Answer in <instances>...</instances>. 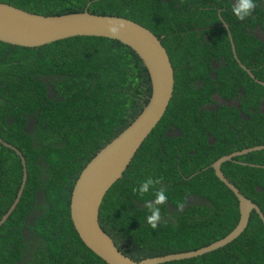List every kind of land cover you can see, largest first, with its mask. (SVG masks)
I'll return each mask as SVG.
<instances>
[{"label": "trees", "instance_id": "obj_1", "mask_svg": "<svg viewBox=\"0 0 264 264\" xmlns=\"http://www.w3.org/2000/svg\"><path fill=\"white\" fill-rule=\"evenodd\" d=\"M0 1L45 15L89 9L128 17L157 34L169 52L170 104L101 206V225L121 251L140 260L196 250L236 227L239 200L209 165L224 152L264 144V85L236 61L223 21L241 60L264 81V40L248 30L264 31V0ZM210 56L224 58L219 81ZM239 86L246 94L240 107L200 108L215 92L232 97ZM151 90L142 59L116 39L78 35L36 47L0 41V136L22 152L28 170L20 201L0 226V264H108L74 227L72 189L91 158L142 111ZM250 106L255 111L247 120L242 114ZM170 127L177 130L169 134ZM236 158L264 165V149ZM224 164L225 175L264 213V166ZM23 176L21 156L0 142V219ZM190 195L207 202L190 204ZM162 264H264L263 220L253 211L231 243Z\"/></svg>", "mask_w": 264, "mask_h": 264}, {"label": "water", "instance_id": "obj_2", "mask_svg": "<svg viewBox=\"0 0 264 264\" xmlns=\"http://www.w3.org/2000/svg\"><path fill=\"white\" fill-rule=\"evenodd\" d=\"M233 40L229 25L223 21ZM101 36L116 39L132 48L148 69L151 95L142 111L131 123L101 148L82 169L72 189L70 213L82 241L108 264H162L197 257L219 249L238 238L256 211L264 223L260 206L246 197L224 174L221 166L234 156L264 149V144L225 155L214 162L216 175L239 200L240 219L225 237L196 250L169 253L135 260L121 251L100 222V211L109 189L120 179L135 154L163 118L174 94L175 70L162 40L147 26L128 17L97 14L89 9L45 15L27 11L0 1V41L24 47H36L73 36ZM237 57V54H236ZM244 68L246 66L242 64ZM254 77V75L252 74ZM264 85V81L259 80ZM0 142L13 148L22 158L24 176L18 195L0 219V226L16 209L28 178L22 152L0 136Z\"/></svg>", "mask_w": 264, "mask_h": 264}, {"label": "flooded vegetation", "instance_id": "obj_3", "mask_svg": "<svg viewBox=\"0 0 264 264\" xmlns=\"http://www.w3.org/2000/svg\"><path fill=\"white\" fill-rule=\"evenodd\" d=\"M226 22V21H225ZM227 23V22H226ZM228 24V23H227ZM229 25V24H228ZM225 26V25H224ZM226 27V26H225ZM227 28V27H226ZM230 28V26H229ZM199 29V28H197ZM228 30V29H227ZM250 31V33L254 34L255 36L259 37L261 40H264V31L262 29H260V26L259 25H255L253 27H249L248 29ZM230 31H231V28H230ZM229 33V31H228ZM232 33V31H231ZM233 34V33H232ZM230 38V36H229ZM230 42H231V45H232V50H233V53H234V57L236 58V61L238 62V64L253 78L255 79L256 81L259 82V79L256 78L255 74L253 73L252 69L250 67H248L242 60L241 58L239 57L238 55V52L236 50V44L234 42V39L232 40L230 38ZM236 54H237V57H236ZM209 59H211V63H212V69H211V73H212V77L216 80V81H219V77H217V72L219 70V66L222 62H224V58H219V56H210ZM242 64H244L246 66V68H244L242 66ZM252 74L254 75V77L252 76ZM201 81V80H199ZM262 81V80H261ZM54 91V88L53 87H49V94H51L52 92ZM244 98H246V94L243 92V86H239V88L237 89L236 93L231 97L229 96L226 92H221V91H217L214 93L213 97H212V100H209V101H206L204 102L202 105H201V109L202 111H206V110H214L216 108H218L220 105H235V106H238L240 107L241 106V103L240 101H242ZM247 110V113L246 115L245 114H242V116L247 119V120H251L252 117H253V113L255 111L254 107L250 106L247 108H245ZM260 110L261 112L264 113V100L262 101L261 105H260ZM250 114V115H249ZM240 126L243 128V123L240 124ZM235 128V127H233ZM177 129L175 127H170L168 129V133L169 134H172L173 132H175ZM239 131V129H238ZM2 138V137H1ZM208 138H209V144L210 145H214L216 143V138L211 134V133H208ZM3 139V138H2ZM253 147V146H252ZM245 148H249V147H244L242 148L241 150L245 149ZM213 150H215V148H211ZM263 150V149H262ZM194 151V150H193ZM236 151H240V150H233V151H230V152H224L222 153V155L220 157H218L214 162H216L218 159H220L221 157L225 156V155H229V154H232ZM254 151H258V150H254ZM252 152V151H251ZM249 153V152H248ZM247 154V153H245ZM243 155V154H242ZM241 155H238V156H234L231 160H228V161H237V162H241L243 164H247V165H252V166H264L263 164H257V163H251V162H247V161H239L237 160L236 157H239ZM226 161V162H228ZM214 162L209 165L211 167H213V164ZM224 162V163H226ZM222 164L221 166V169L222 171L224 172V168L225 167V164ZM214 169V172L216 173L215 171V168L213 167ZM225 174V172H224ZM193 175L191 174L189 176V178H191ZM227 177V176H226ZM223 182V181H222ZM207 202L206 199L198 196V195H190L188 197V203H199V204H205ZM256 203V202H255ZM258 204V203H257ZM177 208H174L173 206H170L169 207V211L171 214L174 213V211L176 210ZM171 218V217H170ZM28 235H31L32 233L29 232L27 233Z\"/></svg>", "mask_w": 264, "mask_h": 264}]
</instances>
